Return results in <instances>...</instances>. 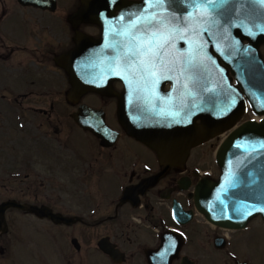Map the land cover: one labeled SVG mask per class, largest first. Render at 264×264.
<instances>
[{"label": "flooded vegetation", "instance_id": "af4514ba", "mask_svg": "<svg viewBox=\"0 0 264 264\" xmlns=\"http://www.w3.org/2000/svg\"><path fill=\"white\" fill-rule=\"evenodd\" d=\"M82 2L79 0L71 14ZM120 2L110 0V6L93 5L92 10L111 12L114 31H110L109 39L123 26V39L130 44L137 42L138 47L143 45L145 52L151 48L149 56L155 55L156 66L152 69L155 75H146L140 61L149 56H133L136 48L124 45L125 52L114 48L112 53L113 74L128 76V87L135 77L141 90L152 92L155 88L156 108L162 110L167 123L185 121L191 113L190 98L194 99V83L185 79V73L192 70L184 62L186 57L193 60L188 56L192 53L190 39L173 26L172 16H163L165 22L159 16L157 22L149 20L148 29L134 30L147 23L132 25L130 15L121 16ZM179 3L188 6L186 0H172L163 10L178 11ZM62 11L58 0H0V90H16L18 103L0 105V169L5 168L7 155L9 173L21 182L6 194L0 176V206L9 200L22 205L8 206L0 212V264H72V251H81L79 237L88 241L85 252L93 241L89 252L95 253L98 264H151L148 252H154L155 264H264V236L252 223L258 218L264 223L261 216L251 218L244 227L228 229L209 222L194 203L196 186L212 178L202 171L203 167H218L215 150L223 134L189 148L182 160L183 151L167 150L178 158L165 160L127 133L118 120L114 95L107 96L114 99L116 119L111 123L104 107L88 105L104 112L111 129L104 137L74 122L70 114L80 102L69 112L66 105L49 103L46 108L22 103L20 99L32 96L35 88L42 92L62 89L66 95L68 75L55 59L74 46L76 30L95 38L102 35L100 24L78 17L69 19L71 14ZM67 22L73 30L69 48ZM82 26L92 30L84 31ZM228 74L232 76L230 71ZM125 84L119 79L111 81L116 92L123 91ZM67 113L76 128L87 134L86 150H68L65 140L53 146V136L46 130L34 133L35 125H56L51 116L60 123ZM245 115L244 119L254 116L248 106ZM3 127L13 129L15 135L4 132ZM2 138L7 139L4 144ZM33 175L41 177L38 184L45 188L42 200L34 193L36 181H30ZM36 194L38 199L30 201ZM20 222L30 223V227ZM38 224L42 229L36 237L31 227ZM35 244L42 251L38 261ZM78 264H82L81 258Z\"/></svg>", "mask_w": 264, "mask_h": 264}, {"label": "water", "instance_id": "95a60500", "mask_svg": "<svg viewBox=\"0 0 264 264\" xmlns=\"http://www.w3.org/2000/svg\"><path fill=\"white\" fill-rule=\"evenodd\" d=\"M82 1V6L69 19L78 17L84 22L98 23L103 32L95 38L76 30L74 46L55 59L68 75V99L79 102L86 92L116 96L117 117L127 133L156 150L165 160L178 158L167 150L183 151L182 160L189 148L218 133H226L215 151L219 176L196 186L195 206L209 222L229 229L244 227L258 215L264 219V59L259 49L264 43V3L186 0L188 6L179 3L178 11H168L163 7L172 0H121V16L130 15L135 27L147 23L134 30L148 29L149 20L157 22L159 16L162 22L164 17L172 16L173 26L190 39L192 53L188 56L193 60L186 57L184 62L192 67L185 73L186 81L194 83L191 94L194 99L190 98L189 102L191 113L181 123H167L162 110L156 108L155 88L154 92L141 90L135 77L128 87L125 84L128 76L113 74L114 48L125 52L124 45L135 48L139 45L123 39V26L109 39L110 31H114L110 24L112 13L96 12L92 7L110 6V0ZM228 71L235 84L231 83L233 79L228 77ZM113 79L125 84L123 91L112 89ZM246 102L256 116L240 121ZM70 115L77 125L96 136L104 137L111 131L104 112L86 103H79ZM8 206L22 207L17 201L9 200L0 206V212ZM147 254L151 264H155L154 252Z\"/></svg>", "mask_w": 264, "mask_h": 264}, {"label": "rangeland", "instance_id": "374dc122", "mask_svg": "<svg viewBox=\"0 0 264 264\" xmlns=\"http://www.w3.org/2000/svg\"><path fill=\"white\" fill-rule=\"evenodd\" d=\"M79 0H58V7L61 8V10H63L62 12H65L66 15H69L73 12V10L75 9L76 5H78ZM84 31H91L92 28L91 27H84ZM66 30H67V36H66V47H70L72 44V40H71V36L73 35V30L70 28L69 23H66ZM82 31V30H81ZM20 36V35H19ZM54 42H51V45H54ZM260 52L264 58V47L260 46L259 47ZM69 88V84L67 83L66 88ZM68 91V90H67ZM3 94V98L0 97V105H11V103L13 102L14 105L18 104L15 100V94H16V90L11 91V90H0V95ZM22 101V103H24V105H35V106H43V107H48L49 103H55V105H66L67 106V112L72 111L75 108V105H77V102H72L70 99H68L67 94L64 95L62 89L61 91H53L52 90H47L45 92H42L39 88H35L34 93L32 96H29L28 98L25 99H20ZM79 102H84L88 105H95V106H102L104 107V109H106L107 111V120L109 123H111L113 120L116 119L115 116V106L112 104L114 103V99L109 98V97H105L102 95H99L97 93H93V92H86L84 95H82V97L80 98ZM112 104V105H111ZM246 117L243 116L242 119L244 120V118ZM53 122H56V125H51L54 123H51L50 125H41L40 127H37L36 125L33 127L34 128V133L40 134L42 132H44L45 130L47 131V133H49L52 137V142L51 144L54 146L55 144H58L59 142H61L62 140H65V145L66 148L68 150H86L88 148V144L86 145L84 143V141L87 139L85 133H83L82 131L78 130L76 128L75 123L73 122V120L70 118L69 114L67 113L65 115V117H62L64 120H62L60 123L59 121L56 119L55 115L51 116ZM32 128V126H31ZM5 130L9 133H11L12 135H15V131L13 129H9L7 130L6 128L3 127V131L5 132ZM84 136L85 139H83L82 137ZM89 137V135H88ZM90 138V137H89ZM3 139V144L5 143V138ZM78 140V143H77ZM57 148V146L55 147ZM7 155L5 157V163H7ZM4 163V169H0V176H2V180L1 182L4 183V186H6V188H4V190H2L3 192H5L6 194H8L10 192V189L13 187H18V185H20V181H17V179H14L12 174L9 173V165L7 163V165ZM39 167V165H36V169ZM204 169H202V171H210L212 173V180L217 179L218 177V168L215 165L209 164V165H205L203 167ZM220 171V170H219ZM219 173V172H218ZM34 180L30 179V181H36V183H34L33 187H35L34 189V193H38V197H40V199L42 200L45 188L44 186L42 187L40 184H38L39 178L36 175H33ZM8 191V192H7ZM37 194L34 196L32 195L30 197V201L34 200V199H38ZM44 199V197H43ZM253 225H256V232L261 235L264 236V223L262 220L258 219H254L252 221ZM21 224H29L30 227V223H23L20 222ZM22 226V225H21ZM40 226V227H39ZM42 225L38 224L35 225L34 227H31V229L33 231H35V235L36 237L38 236V230H40V228ZM28 227V228H29ZM41 237L42 235L39 234ZM79 242L82 243V247H81V251H72L73 255H72V264H78L81 258L82 264H98V259L95 255L94 252H89L90 250H93L92 248V242L91 245L89 246V251H84V246L88 244V241L85 239H82L79 237ZM68 252V251H67ZM42 253V251L38 250L36 248V244H35V259L38 261L39 259V255ZM259 255H261V252L259 253ZM80 257V258H79ZM254 258H256L254 256ZM94 259V260H93ZM35 264H39V263H35Z\"/></svg>", "mask_w": 264, "mask_h": 264}, {"label": "snow or ice", "instance_id": "6c2138e0", "mask_svg": "<svg viewBox=\"0 0 264 264\" xmlns=\"http://www.w3.org/2000/svg\"><path fill=\"white\" fill-rule=\"evenodd\" d=\"M223 2L226 3L227 0H223ZM261 3H264V0H261ZM152 35L155 36L156 33H153ZM151 51H152L151 48H149L147 52L143 51V45H141V47L136 48L132 52V55L133 56H149V53H151ZM140 66H141L142 71L146 75L147 74L155 75V73L152 71V69L156 66L155 65V55L152 54L151 56H149L148 59L140 61ZM247 214H250V212Z\"/></svg>", "mask_w": 264, "mask_h": 264}]
</instances>
